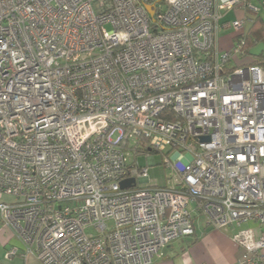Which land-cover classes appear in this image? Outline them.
Instances as JSON below:
<instances>
[{
  "label": "built area",
  "instance_id": "built-area-1",
  "mask_svg": "<svg viewBox=\"0 0 264 264\" xmlns=\"http://www.w3.org/2000/svg\"><path fill=\"white\" fill-rule=\"evenodd\" d=\"M235 7L264 0H0V218L24 255L151 264L201 218L264 264V59L237 61L245 18L216 45ZM153 152L172 185L140 186Z\"/></svg>",
  "mask_w": 264,
  "mask_h": 264
},
{
  "label": "crops",
  "instance_id": "crops-1",
  "mask_svg": "<svg viewBox=\"0 0 264 264\" xmlns=\"http://www.w3.org/2000/svg\"><path fill=\"white\" fill-rule=\"evenodd\" d=\"M261 6L262 0H250ZM245 18V35L249 34L255 21L264 26V8L261 7L257 15L245 8L235 7L222 11L219 19L220 26L235 19ZM231 28L220 27L217 31L216 45L219 51L230 49L237 33H230V40L222 38V34L229 33ZM255 58L249 59V61ZM9 200L10 198H2ZM232 229H214L205 226L201 218L194 222V233L191 236L175 240L168 244L160 256L153 259L151 264H238L241 250L233 243ZM23 243L11 226L5 225L0 218V264H41L34 254H23ZM12 247L17 253L12 257H5V252Z\"/></svg>",
  "mask_w": 264,
  "mask_h": 264
},
{
  "label": "rangeland",
  "instance_id": "rangeland-1",
  "mask_svg": "<svg viewBox=\"0 0 264 264\" xmlns=\"http://www.w3.org/2000/svg\"><path fill=\"white\" fill-rule=\"evenodd\" d=\"M231 32L229 33H223L222 38L226 39V43L230 40L229 35L230 33H238V31L234 29H230ZM231 46L233 45V42L231 41ZM230 46V47H231ZM250 57H245L243 59L237 58L238 63H247L249 61ZM153 159L155 164L148 166V160L145 156L139 155L138 156V163L140 166H147V174L149 176V184H142L140 186L146 187L149 186H159V187H165L172 185V181L167 180V175L170 173L169 169H165L163 166L162 161L164 160L165 155H163L161 152H153Z\"/></svg>",
  "mask_w": 264,
  "mask_h": 264
},
{
  "label": "trees",
  "instance_id": "trees-1",
  "mask_svg": "<svg viewBox=\"0 0 264 264\" xmlns=\"http://www.w3.org/2000/svg\"><path fill=\"white\" fill-rule=\"evenodd\" d=\"M246 43H245V50L249 54V49L257 44L258 42H264V26L259 24L257 21H255L254 25L252 26L249 34L245 37ZM252 59L255 58V60L251 61V63H260L264 58L263 57H251ZM250 58V59H251Z\"/></svg>",
  "mask_w": 264,
  "mask_h": 264
},
{
  "label": "water",
  "instance_id": "water-1",
  "mask_svg": "<svg viewBox=\"0 0 264 264\" xmlns=\"http://www.w3.org/2000/svg\"><path fill=\"white\" fill-rule=\"evenodd\" d=\"M147 10L149 14H152L151 8L147 7ZM248 52H249V55H251L252 57H263L264 58V42L262 41L258 42L257 44L252 46ZM132 183H133V180L128 179V180L122 181L121 185L122 187H128Z\"/></svg>",
  "mask_w": 264,
  "mask_h": 264
}]
</instances>
